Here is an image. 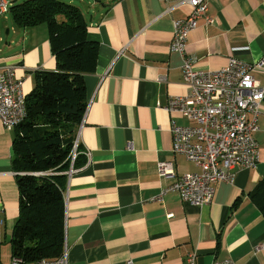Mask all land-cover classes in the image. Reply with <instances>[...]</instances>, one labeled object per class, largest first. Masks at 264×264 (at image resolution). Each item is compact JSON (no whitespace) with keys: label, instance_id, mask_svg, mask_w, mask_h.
Instances as JSON below:
<instances>
[{"label":"crops","instance_id":"obj_1","mask_svg":"<svg viewBox=\"0 0 264 264\" xmlns=\"http://www.w3.org/2000/svg\"><path fill=\"white\" fill-rule=\"evenodd\" d=\"M168 5L94 0L83 12L89 37L100 48L96 71L86 75L88 107L79 128L90 154L82 153L85 162L69 176L65 193L68 264H186L193 250L197 264H264V214L250 195L264 176V101L255 132L257 168L235 167L234 182H218L209 205L184 201L178 192L154 199L173 182L159 177V161H174L178 174L200 170L173 152L172 121L190 122L166 108L170 97L190 88L171 43L174 21L190 7L167 11ZM209 14L213 24L201 19L186 44V52L197 57L196 69H220L231 56L264 60V0H209ZM8 29L13 45L0 57V68L14 65L29 93L34 70L57 66L48 26L19 28L13 22ZM254 74L264 84V65ZM13 139L14 129L0 119V264H11L10 238L19 215Z\"/></svg>","mask_w":264,"mask_h":264},{"label":"trees","instance_id":"obj_2","mask_svg":"<svg viewBox=\"0 0 264 264\" xmlns=\"http://www.w3.org/2000/svg\"><path fill=\"white\" fill-rule=\"evenodd\" d=\"M19 28L46 23L54 70L36 69L26 95L27 118L14 129L12 168L19 189V215L10 244L27 261L57 258L64 252L69 170L79 168L83 146L72 162L74 143L87 107L86 75L96 71L99 42L89 37L82 9L64 0L11 3ZM264 214V176L250 192Z\"/></svg>","mask_w":264,"mask_h":264},{"label":"built area","instance_id":"obj_3","mask_svg":"<svg viewBox=\"0 0 264 264\" xmlns=\"http://www.w3.org/2000/svg\"><path fill=\"white\" fill-rule=\"evenodd\" d=\"M169 5L167 11L178 6H189V14L174 21L171 50L182 56V71L188 94L172 96L167 110L182 115L190 124L181 125L172 121L173 152L200 167L199 171L178 174L174 161L158 162V175L172 178L173 182L163 187L154 198L162 201L169 192H178L182 200L205 206L212 203L216 184L220 181L233 183L235 167L254 169L260 159V145L255 137L264 101V84L257 79L255 70L263 67L264 60L254 63L231 56L220 69L200 70L195 68L197 57L186 52V44L192 31L203 19L206 24L214 22L209 14V0H163ZM11 1L0 0V17L10 12ZM14 65L0 68V119L8 129H15L27 118L24 79L16 75ZM80 134L74 143L72 162L78 155ZM89 155L85 148L81 151ZM74 172L72 165L69 176ZM67 244L57 258H41L27 261L13 256L11 264H68ZM198 252L187 254L186 264H197ZM128 264H133L130 260ZM214 264H238L227 259Z\"/></svg>","mask_w":264,"mask_h":264},{"label":"rangeland","instance_id":"obj_4","mask_svg":"<svg viewBox=\"0 0 264 264\" xmlns=\"http://www.w3.org/2000/svg\"><path fill=\"white\" fill-rule=\"evenodd\" d=\"M12 2H22L24 0H9ZM66 2H70L69 0H64ZM84 3L75 0L73 4L79 6L83 12H85L87 14V3H89L90 1H94V0H83ZM11 25H13V19L10 13H8L7 15H2L0 17V57L4 56L5 54H7L10 51V47L13 45V43L9 44V42H11L12 39H14L13 37V33L11 35H6V30L8 27H10Z\"/></svg>","mask_w":264,"mask_h":264},{"label":"water","instance_id":"obj_5","mask_svg":"<svg viewBox=\"0 0 264 264\" xmlns=\"http://www.w3.org/2000/svg\"><path fill=\"white\" fill-rule=\"evenodd\" d=\"M9 33H10V30L7 28V30H6V35L8 36Z\"/></svg>","mask_w":264,"mask_h":264}]
</instances>
